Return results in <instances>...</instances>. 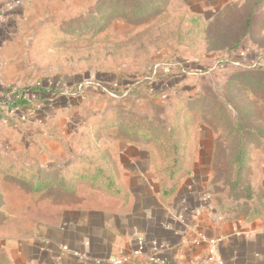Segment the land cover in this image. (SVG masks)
<instances>
[{"label": "rangeland", "instance_id": "374dc122", "mask_svg": "<svg viewBox=\"0 0 264 264\" xmlns=\"http://www.w3.org/2000/svg\"><path fill=\"white\" fill-rule=\"evenodd\" d=\"M97 1L37 0L26 5L28 19L23 15L17 19L18 31L11 45L14 53L11 59L2 61V82L23 89L42 78L65 76L70 82L63 92L76 94L85 85V98L79 100L80 104L52 107L42 116L29 110L14 116L10 125L0 122L3 147L23 164L62 165L70 157L68 147L74 154L80 151L88 119L110 107L120 105L147 116L158 114L163 120L177 112L180 121L189 120L193 125L195 144L199 136L209 135L207 129L212 131L219 148L213 181L215 199L235 209L241 201L234 200L225 187L229 141L209 106L215 101L230 107L234 103L248 105L250 101L256 120L264 124V97L245 93L243 88H228L231 75L241 64L264 63V31L256 38L246 36L241 46L220 40L224 22L219 21L226 8L245 4L233 3L212 19L199 15L209 32L203 38L186 41L183 38L190 26L188 21L199 17L198 3L171 0L138 23L136 19L130 22L125 16L109 14L100 21L102 40L88 45L81 39L86 32L79 35L74 26ZM13 63H17L13 66L16 71L10 72L8 68ZM73 81L82 82L71 85ZM119 82L136 85L119 87ZM2 110L0 107V118ZM57 136L64 137L70 146L55 140ZM8 139L10 143H5ZM193 146L192 143L190 149ZM256 154V158L264 160V152L256 150ZM14 191L25 197L22 190Z\"/></svg>", "mask_w": 264, "mask_h": 264}, {"label": "crops", "instance_id": "0c3cea01", "mask_svg": "<svg viewBox=\"0 0 264 264\" xmlns=\"http://www.w3.org/2000/svg\"><path fill=\"white\" fill-rule=\"evenodd\" d=\"M36 1L0 0V74L2 61L14 53L11 45L18 31L17 19L21 15L28 19L26 5ZM194 1L198 3L196 13L207 19L229 4L245 3ZM262 14L264 18V8ZM16 65L8 70L16 71ZM0 84H5L1 78ZM207 132L197 136L196 148L189 151L175 188L168 194L162 190L150 147L124 139L106 140L117 154L124 200L90 192L62 205L39 207L15 194L9 207L4 202L1 209L11 225L0 236V255L11 264H114L111 260L122 256L126 257L123 264H264V207L254 216L249 208H239L240 202L235 209L217 202L213 190L215 137L210 129ZM57 141L69 145L65 138L66 144ZM3 145L0 141V152L10 153ZM68 149L65 164L43 167H66L82 150L74 154ZM249 183L253 201H264V160L252 161ZM238 201L243 203L244 198ZM212 247L217 254H212Z\"/></svg>", "mask_w": 264, "mask_h": 264}, {"label": "trees", "instance_id": "16d2710c", "mask_svg": "<svg viewBox=\"0 0 264 264\" xmlns=\"http://www.w3.org/2000/svg\"><path fill=\"white\" fill-rule=\"evenodd\" d=\"M169 1L171 0H98L87 16L75 24L74 29L79 31V35L86 32L81 39H85L88 45H95L102 40L99 27L103 23L100 21L109 14L125 16L130 22L136 19L138 23L149 18ZM263 8L264 0H245L242 7L228 6L219 21L224 22L220 40L230 46H237L246 36L256 38L264 29ZM188 22L190 26L185 30L183 38L186 41L195 37L203 38L204 34L209 32L204 29L205 22L200 16ZM210 31L214 33L213 30ZM253 57L257 59L256 52ZM84 80L86 79L82 81ZM82 81H73L71 85ZM69 82L67 77L63 76L42 78L23 89L0 84V107H5L1 112L0 122L10 125L9 121L13 120L14 116L29 110L42 116L58 105L80 104L79 100L85 98V85L77 90L76 94L64 93L63 89ZM119 85L128 87L136 83L119 82ZM228 88H243L245 93H257L264 97V63L256 61L252 65L241 64V68L231 75ZM251 105L248 101V105L239 106L234 103L230 107L222 101H215L209 109L215 114L217 123L222 126V131L229 141L225 183L227 192L236 201L244 198L239 208L247 207L252 215L258 216L264 207V201H253L254 192L249 183V171L252 161L256 158V150L264 152V124L256 120V112ZM201 109L204 110V106ZM176 113H171L163 120L158 114L147 116L120 105L110 107L88 119L86 134L80 138L83 141L82 150L66 167L49 168L23 164L10 153L0 152V236L7 234L11 225L9 216L1 210L4 202H7L6 206L9 207L10 198L16 196L15 194L24 197L21 192L18 194L14 191V188L22 190L27 201L39 207L43 204L62 205L80 193L84 195L90 192H98L110 199L124 200L117 154L106 140L124 139L149 146L158 165L162 190L165 194L172 192L189 151L196 148V131L193 125H190L189 120L180 121ZM101 134L105 135L104 139ZM55 139L66 144L63 137L57 136ZM192 143L194 146L190 149ZM215 148L216 161L219 157L217 142ZM0 264L11 263L5 256L0 255Z\"/></svg>", "mask_w": 264, "mask_h": 264}, {"label": "built area", "instance_id": "2783aa9c", "mask_svg": "<svg viewBox=\"0 0 264 264\" xmlns=\"http://www.w3.org/2000/svg\"><path fill=\"white\" fill-rule=\"evenodd\" d=\"M211 252L212 254H217V250L215 247H212L211 249ZM218 260H221L219 258H217ZM114 264H123L125 261H126V257L125 256H122V257H118V258H115L113 260H111Z\"/></svg>", "mask_w": 264, "mask_h": 264}]
</instances>
